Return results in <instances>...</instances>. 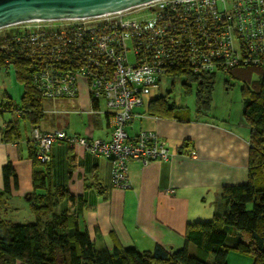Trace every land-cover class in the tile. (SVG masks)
I'll use <instances>...</instances> for the list:
<instances>
[{
    "label": "built area",
    "instance_id": "2783aa9c",
    "mask_svg": "<svg viewBox=\"0 0 264 264\" xmlns=\"http://www.w3.org/2000/svg\"><path fill=\"white\" fill-rule=\"evenodd\" d=\"M9 27L22 33L4 37L0 47L13 42L20 56L30 58L31 80L43 97H76L83 82L96 102L90 112L104 114L110 126L107 139L32 126L35 159L49 163L58 142L80 145L109 161L111 186L121 189L130 186L131 160L146 164L171 157L155 131L130 136L125 130L134 108L162 76L264 67V0H149L99 15L34 19L0 30Z\"/></svg>",
    "mask_w": 264,
    "mask_h": 264
},
{
    "label": "crops",
    "instance_id": "0c3cea01",
    "mask_svg": "<svg viewBox=\"0 0 264 264\" xmlns=\"http://www.w3.org/2000/svg\"><path fill=\"white\" fill-rule=\"evenodd\" d=\"M9 90L2 82L0 105L6 100L13 103ZM155 97L156 94H150L134 109L135 116L125 130L130 136L142 130L155 131L167 143L171 157L168 161L146 164L131 160L128 188L111 186V167L106 158L65 142L55 143L51 148V162L45 171L48 184L64 188L73 197L71 203L62 200L54 210L65 209L96 249L111 250L117 244L140 251L152 250L155 245L176 250L184 244L188 223L221 220L228 207L220 197L223 186L247 181L250 148L247 125L232 126L208 119V113H197L194 109L175 111L174 105L163 111L151 110L150 100ZM42 106L44 113L35 123L41 130L59 128L88 138L109 137L107 117L90 112L92 102L84 84L76 97L44 99ZM8 122L16 124V130L5 139ZM30 139L31 124L26 119L0 110V192L4 164L13 165L18 179V187L11 195H0L4 208L19 203L20 196L32 190V172L44 168L34 164L30 157ZM190 151L192 155L188 154ZM221 228L227 237L232 233L238 242V233L233 228L224 225ZM188 248L194 253L193 244ZM243 256L242 264H250L251 259Z\"/></svg>",
    "mask_w": 264,
    "mask_h": 264
},
{
    "label": "trees",
    "instance_id": "16d2710c",
    "mask_svg": "<svg viewBox=\"0 0 264 264\" xmlns=\"http://www.w3.org/2000/svg\"><path fill=\"white\" fill-rule=\"evenodd\" d=\"M21 33L20 27H9L0 30V40ZM30 63L28 56L19 55L13 42L6 49L0 47V69L13 67L16 78L23 85L19 102L14 104L6 100L0 105V110L18 114L32 128L44 113L42 101L49 99L43 97L32 82ZM217 73L170 72L165 76L173 79L183 76L188 81H195L198 86L195 112L207 113ZM225 74L228 79L243 82L240 116L249 129L250 148L247 181L221 189L220 197L228 204L221 220L188 223L184 244L176 250L155 245L152 250L140 251L117 244L111 250L96 249L88 234L78 229L65 209L55 212V207L62 200L71 203L73 197L64 188L48 184L45 171L51 160L46 164L37 161L30 144L29 154L34 164L44 166L41 171L32 172V190L25 194L33 201L30 209L35 220L16 223L0 218V264H227L229 246L226 245L227 232L221 228L222 225L232 226L238 233L239 240L232 250L248 256L250 264H264V67L237 66ZM225 84L230 86V81L225 80ZM150 104L153 106L151 110L156 111L173 108L160 95L150 100ZM92 106L95 107L96 102ZM4 129V138L8 139L16 130V124L8 122ZM1 172L3 189L0 195L8 197L18 187L17 175L11 163L4 164ZM248 204L252 206L248 207ZM42 217L47 219L41 229L39 222ZM189 244L195 246L194 253L189 252Z\"/></svg>",
    "mask_w": 264,
    "mask_h": 264
},
{
    "label": "rangeland",
    "instance_id": "374dc122",
    "mask_svg": "<svg viewBox=\"0 0 264 264\" xmlns=\"http://www.w3.org/2000/svg\"><path fill=\"white\" fill-rule=\"evenodd\" d=\"M6 71H8L6 73ZM225 80L230 81V86L225 84ZM4 82L9 92L12 94L11 98L13 103H18L22 95L23 85L16 78L15 70L13 67L9 69H0V85ZM185 84H188L186 86ZM11 85V87H10ZM83 86V82L79 83V88ZM197 83L195 81H188L186 77L171 78L169 76H162L159 80V85L154 87L151 95L163 96L169 106L176 107L173 110H195ZM243 82L239 79H228L226 74L217 73L215 75V82L211 92L210 107L208 109V119L226 122L229 125L242 126L244 123L241 121V96H242ZM179 114V113H178ZM31 144V143H30ZM247 179V178H246ZM246 181V180H245ZM27 198V199H26ZM0 200V204H1ZM19 203L3 207V203L0 205V218L7 219V221L16 223H29L34 222V216L30 211L32 199L26 197L23 193L19 200ZM252 204H248L251 207ZM47 217H42L39 226L42 229L43 224ZM233 228L232 226H228ZM236 237L229 233L226 239V245L229 246L227 254V263L230 264H242L244 256L239 253H232V246L235 245ZM239 240V238H238ZM211 261V259H210Z\"/></svg>",
    "mask_w": 264,
    "mask_h": 264
},
{
    "label": "water",
    "instance_id": "95a60500",
    "mask_svg": "<svg viewBox=\"0 0 264 264\" xmlns=\"http://www.w3.org/2000/svg\"><path fill=\"white\" fill-rule=\"evenodd\" d=\"M145 1L149 0H0V28L34 19L99 15Z\"/></svg>",
    "mask_w": 264,
    "mask_h": 264
}]
</instances>
